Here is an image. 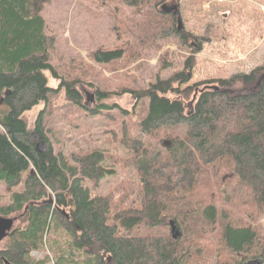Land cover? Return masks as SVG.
<instances>
[{
    "label": "trees",
    "instance_id": "obj_1",
    "mask_svg": "<svg viewBox=\"0 0 264 264\" xmlns=\"http://www.w3.org/2000/svg\"><path fill=\"white\" fill-rule=\"evenodd\" d=\"M49 1L0 0V183L12 190L21 185L0 204V216L15 215L25 223L9 233L0 264L1 256L11 264L48 262L49 254L35 261L29 252L42 251L50 233L58 236L49 244L50 254L63 256L64 233L66 246L82 253L86 264L264 263L258 223L264 214V62L249 72L189 85L194 54L207 40L178 29L177 16L159 10L170 0H119L133 10L150 6L157 15L139 23L133 35L138 47L158 49L160 41L173 38L191 54L182 68L166 78L156 75L146 87L97 90L96 105L87 108L78 90L90 82L85 73L66 79L52 64L56 40L41 15ZM130 49L127 41L89 57L97 64L133 62ZM159 61L160 70L170 66ZM59 90L95 116L114 118L112 106L103 102L112 95L130 94L145 104L137 114L138 134L124 121L119 126L118 140L137 174V205L125 203L134 188L127 182L104 194L93 192L113 174L104 166L102 149L65 156L48 142L43 116ZM40 103L44 108L29 128L22 114ZM160 132L155 143L145 139ZM33 133L46 148L33 142Z\"/></svg>",
    "mask_w": 264,
    "mask_h": 264
},
{
    "label": "rangeland",
    "instance_id": "obj_2",
    "mask_svg": "<svg viewBox=\"0 0 264 264\" xmlns=\"http://www.w3.org/2000/svg\"><path fill=\"white\" fill-rule=\"evenodd\" d=\"M101 2L50 0L41 13L46 21V32L54 34L56 40L55 49L51 52L53 66L63 78L72 79L85 73L83 78L90 81L89 84L78 85L83 96L82 103L87 108L96 105L93 95L97 90L109 91L117 85L146 87L156 75L166 78L171 72L182 68L184 57L191 54L173 38L160 41L158 49L138 47L133 35L138 31L139 23L157 17L150 6L133 10L119 0H107L104 4ZM166 3L178 4L182 29L188 35L196 34L207 40L202 44L201 51L194 54L196 64L191 72L189 85L227 78L234 73L249 72L264 62V0H170ZM127 41L131 44L132 55L136 56L133 62L125 59L107 65L90 60L92 51L107 50ZM189 43L195 44V41L190 39ZM163 58L170 66L160 70L159 60ZM45 73L48 83L57 86L58 81L52 79L49 72ZM103 102L112 106L109 112L114 118L89 115L79 106L65 100L63 91L59 90L51 95L43 116L44 130L55 151H61L65 156L72 152L102 149L104 166L113 170V174L103 178L93 192L104 194L114 191L119 183L127 182L134 188L125 203L137 205V174L128 165L130 152L118 140L121 133L119 126L124 121L132 134H138L137 114L143 111L145 104L137 103L130 94L112 95ZM43 108L40 103L22 114L29 128L33 127L35 117ZM122 110L134 113L123 117L120 112ZM161 136L163 134L160 132L157 137L145 139L155 143ZM31 139L40 149L46 148V141H40L36 134L33 133ZM20 188L21 185L13 190L6 189L0 183V204L7 203L11 192ZM119 196L116 195V199ZM258 221L264 231V214L259 216ZM24 224L23 221L16 220L14 228H21ZM52 228L53 224L51 230ZM169 231L175 234L172 228ZM56 236L50 233L48 240L44 242L45 248L42 251H31L30 258L37 261L49 254L50 259L44 264H86L82 253H76L73 248L66 246L67 236L64 233L59 236L64 242L61 253L63 256L59 255L63 258L50 254L52 249L49 244L54 242ZM7 242L6 239L0 243V248ZM257 261L258 259H252L246 264H259Z\"/></svg>",
    "mask_w": 264,
    "mask_h": 264
},
{
    "label": "water",
    "instance_id": "obj_3",
    "mask_svg": "<svg viewBox=\"0 0 264 264\" xmlns=\"http://www.w3.org/2000/svg\"><path fill=\"white\" fill-rule=\"evenodd\" d=\"M162 12L165 13H172L173 15L177 16V22H178V29L182 28L181 22H180V13H179V7L177 3L167 4L163 3L160 5V9ZM13 217H5L0 216V241L7 236V233H9L10 230H12V226L14 223ZM172 230L175 231V234H173V237H176L178 232L177 229L173 226Z\"/></svg>",
    "mask_w": 264,
    "mask_h": 264
},
{
    "label": "flooded vegetation",
    "instance_id": "obj_4",
    "mask_svg": "<svg viewBox=\"0 0 264 264\" xmlns=\"http://www.w3.org/2000/svg\"><path fill=\"white\" fill-rule=\"evenodd\" d=\"M15 222H16V219L14 220V223H15ZM14 223H13V226H12V230H10L9 233H12V232L15 230V228H14ZM9 233H7V236H6L5 238H3V239L0 241V243H2L4 240L7 239ZM4 248H5V247L2 246V247L0 248V250H2V249H4ZM30 252H31V251H30ZM30 252H29V256H30ZM1 260H2V264H11V263H9L8 260L5 259L3 256H1Z\"/></svg>",
    "mask_w": 264,
    "mask_h": 264
}]
</instances>
